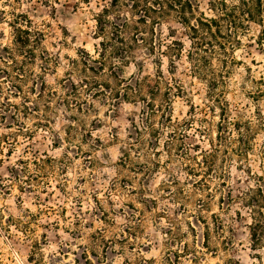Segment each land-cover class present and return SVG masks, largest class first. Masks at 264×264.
<instances>
[{
	"label": "rangeland",
	"instance_id": "rangeland-1",
	"mask_svg": "<svg viewBox=\"0 0 264 264\" xmlns=\"http://www.w3.org/2000/svg\"><path fill=\"white\" fill-rule=\"evenodd\" d=\"M210 1L197 0L207 17ZM109 2L0 0V51L12 47L10 24L24 15L43 35L48 57L19 63L22 71L0 61V264H256L254 255L264 258V251L251 250L243 194L256 187L255 176L264 178V15L239 34L234 64L211 62L224 76L211 94L193 73L187 33L174 13L162 18L148 10L149 0H119L110 19L126 23L122 35L132 57L123 77L134 76L132 85L149 82L142 98L112 107L90 98L84 83L78 98L68 83L61 87L69 78L116 88L107 73L94 78L81 62L96 58L95 19ZM174 42L181 53L177 46L167 51ZM157 79L151 99L148 83ZM41 82L56 95L37 99ZM168 89L171 125L161 111ZM217 95L228 104L231 123L252 126L245 161L232 152L231 126L216 141ZM24 106L36 111L23 117ZM211 144L218 151L207 171L197 163Z\"/></svg>",
	"mask_w": 264,
	"mask_h": 264
},
{
	"label": "trees",
	"instance_id": "trees-1",
	"mask_svg": "<svg viewBox=\"0 0 264 264\" xmlns=\"http://www.w3.org/2000/svg\"><path fill=\"white\" fill-rule=\"evenodd\" d=\"M81 1L84 4L88 3V0ZM118 4L119 0H110L108 6L104 7L101 13L97 15L95 19L97 27L95 38L101 39V41L98 44L99 48L96 51V58L87 55L86 59L81 60L85 72L92 73L94 78H103L107 73L113 79L116 88L114 90L110 89L108 82L103 83V89L98 88L99 84L96 79H92L95 81L89 86L90 84L87 83V79H82L79 84H75L68 78L62 83L61 87L65 89L68 83V91L71 92V97L78 98L77 89L78 87H82L80 84L82 85L84 83L86 87L82 89L89 92L90 98L101 97L107 101L109 100L112 107H115L120 101L129 102L135 98H142V87L144 84H147V81L149 82V78L145 77L134 80V85H132L131 81H133L134 76H130V82L123 77V67L129 64L132 57L129 51L130 47L125 43L122 35L127 27L126 23L119 25L114 22L115 17L112 20L110 19L111 14H114L113 12ZM147 8L151 12L158 13L162 18L174 13L177 22L187 33V39L189 41L187 58L192 63L193 73L202 78L201 80L208 82L209 88L212 90L211 94H213L219 82L223 85L224 76L223 73L214 72L211 62L218 59L223 68H226L227 64H234L233 53L239 44L238 36L246 30L247 23L262 22L264 0H236L234 3L228 2V0H211L208 9L212 13V17H207L198 11L199 6L197 0H149ZM4 16V13L0 11V20ZM10 27L13 33L12 47H3L0 51V61L2 63L10 66L11 69L15 68L17 71H22L23 68L20 70L17 69L21 65L19 63H32L37 57L41 60H44L42 58L48 59V57H45L46 53L42 50L43 35L34 29L26 16H16L12 20ZM176 46L179 48H173ZM182 48L180 43L174 42L171 46H167V51L176 49L178 53H181ZM177 56L175 55V57ZM16 57L21 59L20 62ZM221 57L223 58L220 59ZM228 59L229 61L227 62ZM44 70L45 68L41 69L42 72ZM207 76L210 78H207ZM154 83L156 84L153 86H150L148 83L149 97L151 99L158 92V79ZM156 85L157 87H155ZM109 89L110 91H107ZM55 95V92L48 90L45 84L41 82L40 91L36 94L37 99L42 100L45 97L51 98ZM165 96L166 104L161 111H163V117L166 123L171 125L172 110L170 96L172 94L170 93V89L167 90ZM219 96L214 97V102L220 110V122L217 127L216 141L220 145L221 141L226 137L223 134H227L230 128L229 126H231L232 131L236 134L235 141L237 145L232 152L240 160L245 161L248 152L252 151V126L249 122L241 123L236 121L231 123L227 116L228 104L226 101H221ZM5 106L17 109L9 101H6ZM149 106L150 104L148 103ZM24 109L23 117L33 115L30 111H36V109L30 110L25 106ZM77 111L82 113L83 109L81 105L77 107ZM1 118L3 117L1 116ZM11 118L14 121L16 120L14 114H12ZM49 123H45V125L38 123V125L47 127ZM261 126L264 129V123ZM210 147L209 152H201L202 159L197 163L199 166L205 165L207 171L212 170L218 151L217 146L215 147L211 144ZM260 159L261 168L264 171V141L261 144ZM255 177L256 187L254 189H248L243 194V205L250 211L251 223L248 226V230L251 250L258 252L264 251V178L262 176ZM222 178H224V174ZM254 259L257 260L256 264H264V258L260 254H255Z\"/></svg>",
	"mask_w": 264,
	"mask_h": 264
}]
</instances>
